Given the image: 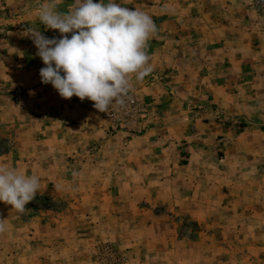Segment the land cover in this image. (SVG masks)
<instances>
[{
	"label": "rangeland",
	"instance_id": "obj_1",
	"mask_svg": "<svg viewBox=\"0 0 264 264\" xmlns=\"http://www.w3.org/2000/svg\"><path fill=\"white\" fill-rule=\"evenodd\" d=\"M251 8L264 33V15ZM9 15L0 0V34L15 23L24 27ZM234 60L229 71L175 72L171 81L162 62L138 81L146 94L130 88L123 107L104 113L87 99L62 98L84 117L67 116L60 125L66 143L51 157L42 154L43 167H19L12 159L18 142L0 138V164L40 178L24 212L0 203V264H264V248L244 243L264 244V208L250 214L251 182H237L240 171L264 165V50ZM187 77L208 82L187 87ZM12 85L5 94L19 97L22 89ZM150 130L162 150L152 156L184 170L127 163L134 156L125 144ZM35 135L33 145H50L45 134Z\"/></svg>",
	"mask_w": 264,
	"mask_h": 264
},
{
	"label": "crops",
	"instance_id": "obj_2",
	"mask_svg": "<svg viewBox=\"0 0 264 264\" xmlns=\"http://www.w3.org/2000/svg\"><path fill=\"white\" fill-rule=\"evenodd\" d=\"M71 1L56 0L61 11L70 9L73 6V0ZM39 2L42 3L44 0ZM93 2L98 3L99 0ZM117 2L129 9L143 11L152 18L157 31L149 39L145 49L151 67L149 74L158 69V64L162 66L163 62L165 64L162 67L164 70L167 68L169 72V81L174 78L175 72H202L206 75L207 70H216L218 73V70L221 72L222 67L229 71L226 65L236 63L234 59L237 57L258 58L263 53L264 33L260 28L261 21L251 8L249 0H138L137 2L117 0ZM32 3H35L34 7ZM36 3L37 0H3L4 9L10 14L9 17L16 19L14 16H17L19 22L22 20L25 23L22 28L16 27L15 23L12 28L0 34V138L8 137L11 140L13 137L14 141H12L18 142L17 145H13L12 159L15 164L23 168L43 167L44 164L39 161L42 154L46 152V156L51 157L50 153L55 155L58 152L56 150L60 148L58 145L62 142L66 143V132L64 126L61 129L60 125H64L67 116L73 115L76 121L84 117L79 109L67 107L66 102L51 84L41 83L39 71L44 65L36 56L37 49L28 35V30H39L47 38L57 39L61 36L58 33L52 37L48 32L49 29L39 23L36 16L39 6ZM22 10L23 18H20L18 14ZM28 40L32 42L31 46H28ZM167 57L169 63L165 60ZM238 62L242 64V61ZM195 81L208 82L207 78L196 80L187 77V87L196 86ZM11 85L15 89H22L19 97L5 94L6 90H10L7 87L10 88ZM141 86L133 76L130 88L146 94L149 89H140ZM157 90V87H153L152 92ZM35 134H45L46 143L48 141L52 143L42 146V149L33 145L35 142H31V136H37ZM157 135L155 130H150L145 135L135 138L133 142L125 144V150L127 148L134 156L130 157L127 163L144 164L151 168L159 166V169L168 168L171 174L184 170L178 165L175 166L173 159L169 161L164 160L163 155L152 156L154 153L162 152L157 148L156 143L151 141ZM190 155L191 159L194 154ZM58 160L64 158L58 157ZM46 161L48 165L50 158ZM187 167L191 169L193 166L188 163ZM256 168L257 170L251 173L245 169L240 171L237 181L241 184L251 182L248 184L252 186L250 202L254 209H251L250 214L253 216L257 215L254 210L264 208V165ZM241 201L243 199H240ZM201 207L206 209L204 205ZM186 210L191 215L198 214L192 203H186ZM257 227L255 225L251 229L255 234ZM242 230L243 226L240 227V232H243ZM245 242L254 250L260 246L264 248V244L260 245L256 239L254 242L252 240Z\"/></svg>",
	"mask_w": 264,
	"mask_h": 264
},
{
	"label": "clouds",
	"instance_id": "obj_3",
	"mask_svg": "<svg viewBox=\"0 0 264 264\" xmlns=\"http://www.w3.org/2000/svg\"><path fill=\"white\" fill-rule=\"evenodd\" d=\"M72 5L61 11L56 0H44L36 10L39 23L57 31L60 39L28 30L44 65L41 83L51 84L65 100L75 96L91 101L100 113L123 107L131 78L141 81L151 71L145 49L157 31L155 23L147 13L117 0H73ZM39 186L37 175L0 164V203L22 213ZM4 230L0 220V232Z\"/></svg>",
	"mask_w": 264,
	"mask_h": 264
},
{
	"label": "built area",
	"instance_id": "obj_4",
	"mask_svg": "<svg viewBox=\"0 0 264 264\" xmlns=\"http://www.w3.org/2000/svg\"><path fill=\"white\" fill-rule=\"evenodd\" d=\"M255 10L259 11L264 15V0H252L251 4Z\"/></svg>",
	"mask_w": 264,
	"mask_h": 264
}]
</instances>
